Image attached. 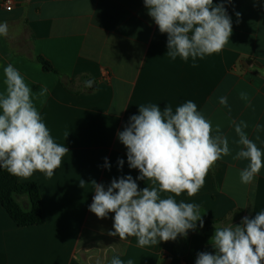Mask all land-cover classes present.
<instances>
[{"label":"crops","instance_id":"0c3cea01","mask_svg":"<svg viewBox=\"0 0 264 264\" xmlns=\"http://www.w3.org/2000/svg\"><path fill=\"white\" fill-rule=\"evenodd\" d=\"M3 2L0 23L9 31L0 37V92L4 68L12 64L33 91L50 135L69 152L50 178L39 171L17 176L37 185L43 224L18 227L0 204V264H110L114 257L125 264H195L197 253H214L215 225L239 224L264 211V167L245 185L239 171L248 161L233 159L239 150L234 122L244 121L249 139L264 152V0H213L224 4L233 31L222 51L197 58L195 66L191 57L173 60L166 54L167 34L147 14L144 0H13L10 11ZM36 57L54 72L45 71ZM64 81L72 82L70 90ZM42 87L45 96L38 95ZM221 96L227 106L219 103ZM188 100L213 129L219 125L232 150L212 165L194 196L175 197L200 206L203 227L198 221L186 237L144 247L136 237L109 235L114 213L100 219L89 210L95 194L91 182L107 187L113 178L139 175L128 166L118 132L141 105L157 104L161 110L169 105L175 112ZM105 158L110 168L104 167ZM118 159L124 160L122 169ZM137 183L154 186L148 180ZM17 201L29 210L26 196Z\"/></svg>","mask_w":264,"mask_h":264},{"label":"clouds","instance_id":"9594fccd","mask_svg":"<svg viewBox=\"0 0 264 264\" xmlns=\"http://www.w3.org/2000/svg\"><path fill=\"white\" fill-rule=\"evenodd\" d=\"M144 6L160 33L167 34L166 54L173 60L179 56L187 61L191 57L195 66L197 58L218 53L229 43L232 20L223 3L144 0ZM8 31V25L0 23V37H6ZM4 77L5 90L0 92V168L18 177L39 171L50 178L69 149L54 141L34 106L33 91L12 64L4 68ZM47 91L42 87L38 95L45 96ZM240 95L247 99L245 93ZM219 103L227 106V97L221 96ZM261 127L256 126L257 132ZM245 128L244 121L234 122L239 150L233 159L248 161L239 171L241 183L247 185L264 167V152L249 139ZM117 135L127 149L129 168L138 170L139 175L135 179L131 175L113 178L107 187L91 182L95 194L89 210L100 219L114 213V231L108 234H118L121 240L136 237L138 246L144 247L186 237L198 221L202 228L200 206L177 202L175 197L185 192L194 196L212 165L231 154L228 138L219 125L213 129L196 103L188 100L175 112L169 105L163 110L157 104L141 105ZM123 165L124 160L118 159V167L122 169ZM104 167L110 168L107 158ZM137 180L152 181L154 186L140 188ZM214 227V253H197L195 264H264V211L253 218L243 217L239 224ZM110 264L125 262L114 257Z\"/></svg>","mask_w":264,"mask_h":264},{"label":"trees","instance_id":"16d2710c","mask_svg":"<svg viewBox=\"0 0 264 264\" xmlns=\"http://www.w3.org/2000/svg\"><path fill=\"white\" fill-rule=\"evenodd\" d=\"M42 68L47 72H54L44 59L36 57ZM67 90L72 82H62ZM26 196L29 201V210L22 209L17 197ZM0 204L10 219L18 227H32L43 224L42 201L39 189L31 182H19L17 176L10 174L6 169L0 168Z\"/></svg>","mask_w":264,"mask_h":264},{"label":"built area","instance_id":"2783aa9c","mask_svg":"<svg viewBox=\"0 0 264 264\" xmlns=\"http://www.w3.org/2000/svg\"><path fill=\"white\" fill-rule=\"evenodd\" d=\"M3 4H4V9L6 11L12 10L13 0H4ZM177 264H190V263H188V262H178Z\"/></svg>","mask_w":264,"mask_h":264},{"label":"water","instance_id":"95a60500","mask_svg":"<svg viewBox=\"0 0 264 264\" xmlns=\"http://www.w3.org/2000/svg\"><path fill=\"white\" fill-rule=\"evenodd\" d=\"M248 63H250V62H248ZM90 83H93L92 81H90Z\"/></svg>","mask_w":264,"mask_h":264}]
</instances>
